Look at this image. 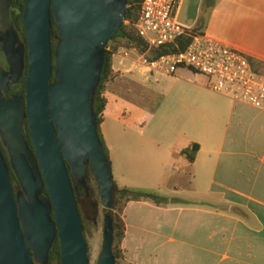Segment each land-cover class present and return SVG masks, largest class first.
I'll return each mask as SVG.
<instances>
[{"label": "crops", "instance_id": "crops-1", "mask_svg": "<svg viewBox=\"0 0 264 264\" xmlns=\"http://www.w3.org/2000/svg\"><path fill=\"white\" fill-rule=\"evenodd\" d=\"M176 17L264 64V0H180ZM112 68L101 133L115 183L169 200L126 205L119 264H264V111L181 69L198 84L176 95L189 103L182 117L156 105L149 85L166 74L136 49L121 48ZM195 144L192 162L185 151Z\"/></svg>", "mask_w": 264, "mask_h": 264}, {"label": "water", "instance_id": "water-1", "mask_svg": "<svg viewBox=\"0 0 264 264\" xmlns=\"http://www.w3.org/2000/svg\"><path fill=\"white\" fill-rule=\"evenodd\" d=\"M11 4L12 0H0V52L10 68L7 72L0 66V137L19 187L12 182L0 148V264H35V260L49 264L57 238L61 264H90L71 175L86 186L90 170L104 207L112 210L115 181L94 105L106 47L123 27L129 1L27 0V45L11 20ZM52 14L61 39L55 69ZM26 70L25 98L7 99ZM53 74L56 82L51 83ZM26 121L35 150L25 136ZM114 241L109 214L97 264H117Z\"/></svg>", "mask_w": 264, "mask_h": 264}, {"label": "built area", "instance_id": "built-area-1", "mask_svg": "<svg viewBox=\"0 0 264 264\" xmlns=\"http://www.w3.org/2000/svg\"><path fill=\"white\" fill-rule=\"evenodd\" d=\"M179 3L143 0L135 28L149 50L174 45L182 37L192 39L183 51L156 60L143 56V64L169 76L181 69L203 75L214 92L264 111V64L255 65L247 54L181 24L176 17Z\"/></svg>", "mask_w": 264, "mask_h": 264}, {"label": "trees", "instance_id": "trees-1", "mask_svg": "<svg viewBox=\"0 0 264 264\" xmlns=\"http://www.w3.org/2000/svg\"><path fill=\"white\" fill-rule=\"evenodd\" d=\"M129 1V8L126 20L124 21L123 27L120 29L118 34L114 36L108 43L106 47V60L104 69L102 72V79L97 90L96 98H95V113L98 118L99 124V134L104 143V148L109 158L105 142L101 133V125L103 123V113L106 109L107 101L103 97V92L105 90L106 84L112 80L113 74V57L121 48L126 49H136L141 55L146 56L149 60H156L163 55H168L171 53H177L180 51L185 50L191 43L192 39L190 37H182L178 40V42L174 45L164 46L155 50H149L147 43L138 36L135 25L138 22L139 15L141 12V5L143 0H128ZM218 0H205V5L214 7ZM27 0H12V13H11V20L16 28L21 40L27 45V39L25 35V26H24V10ZM200 31V29L195 30ZM51 40H52V50H53V67H56V57L55 51L58 45L61 42L59 30L56 26L54 14H52V30H51ZM28 63V56L26 58ZM253 64L257 65L258 62L253 61ZM27 73L26 70L24 77L21 79L19 83L14 85L11 88V92L8 95V98L21 96L25 98L26 96V80H27ZM56 82L55 75L53 74L51 78V83ZM25 136L26 139L31 147L32 150L34 149V144L32 141V134L28 125V121L25 124ZM0 148L4 154L5 160L8 164L10 174L12 177V182L14 186L17 188L19 187V181L14 170L11 167L10 163V156L8 150L3 144V141L0 137ZM200 150V146L195 144L192 149H188L185 153L188 155L189 159L193 162L196 159V156ZM110 160V159H109ZM111 164V162H110ZM67 167L69 173L71 172V167L67 163ZM45 197H49L48 190H44ZM142 200H149L153 201L157 205H166L169 203V200L160 196L157 193H150L139 191L135 189L129 188H120L115 183V194H114V207L110 210V215L114 221V254L117 260V264H119V260L121 258L122 250V242L125 237L126 232V223L123 219V211L126 205L132 201H142ZM53 219L55 220V215L53 214ZM62 260V247H61V240L57 238L56 242L50 253V260L49 264H61ZM35 264H40L38 261L35 260Z\"/></svg>", "mask_w": 264, "mask_h": 264}, {"label": "rangeland", "instance_id": "rangeland-1", "mask_svg": "<svg viewBox=\"0 0 264 264\" xmlns=\"http://www.w3.org/2000/svg\"><path fill=\"white\" fill-rule=\"evenodd\" d=\"M2 53L3 52H0V56L1 59H4ZM157 78L159 83H153L149 85L150 86L149 93H152L151 95L155 96V100L157 103L156 105H161V103L164 101L162 105V110L172 108L177 113V115L180 116L182 115V117H185V115L189 113L187 110V105H189V103L186 100L176 97V95L180 93L182 94L183 91H195L198 89V84L190 80V79H195L193 73H189V75H183L181 73H178L176 76L158 75ZM113 176L115 181L114 171H113ZM153 193H159V191L155 190ZM159 194L166 196L161 192ZM180 195L182 197L188 196L187 192L184 191H181ZM86 236H87L89 252H90V264H97L100 254L102 252L103 240H104L103 215L102 218L98 221L97 225H95L93 221L88 222L86 229Z\"/></svg>", "mask_w": 264, "mask_h": 264}, {"label": "flooded vegetation", "instance_id": "flooded-vegetation-1", "mask_svg": "<svg viewBox=\"0 0 264 264\" xmlns=\"http://www.w3.org/2000/svg\"><path fill=\"white\" fill-rule=\"evenodd\" d=\"M11 11H12V4L10 9V15L12 13ZM0 21H1V14H0ZM2 55L4 56V59H1L0 56V66L2 67V69L8 72L10 68L6 56L3 53ZM10 92L6 94L7 99L13 98L12 96L8 98ZM71 181L74 188L75 200L79 209V213L84 225L85 232L87 229L88 222L93 221V223L97 225L98 221L102 218V215L104 216V223H105V218L107 215L110 214V210L106 209L102 203L98 190L96 177L89 170L86 186L80 184L79 180L74 178L72 175H71Z\"/></svg>", "mask_w": 264, "mask_h": 264}]
</instances>
